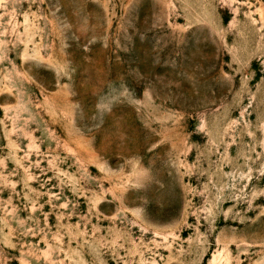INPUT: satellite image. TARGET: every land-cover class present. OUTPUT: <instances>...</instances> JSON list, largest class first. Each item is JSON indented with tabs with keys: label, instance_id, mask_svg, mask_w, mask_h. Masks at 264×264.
I'll return each instance as SVG.
<instances>
[{
	"label": "rangeland",
	"instance_id": "rangeland-1",
	"mask_svg": "<svg viewBox=\"0 0 264 264\" xmlns=\"http://www.w3.org/2000/svg\"><path fill=\"white\" fill-rule=\"evenodd\" d=\"M0 264H264V0H0Z\"/></svg>",
	"mask_w": 264,
	"mask_h": 264
}]
</instances>
